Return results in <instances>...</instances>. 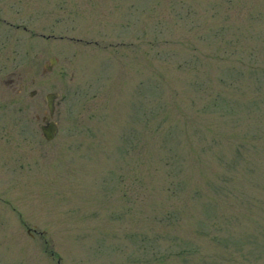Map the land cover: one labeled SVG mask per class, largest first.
Wrapping results in <instances>:
<instances>
[{"label":"rangeland","instance_id":"1","mask_svg":"<svg viewBox=\"0 0 264 264\" xmlns=\"http://www.w3.org/2000/svg\"><path fill=\"white\" fill-rule=\"evenodd\" d=\"M0 264H264V0H0Z\"/></svg>","mask_w":264,"mask_h":264},{"label":"water","instance_id":"2","mask_svg":"<svg viewBox=\"0 0 264 264\" xmlns=\"http://www.w3.org/2000/svg\"><path fill=\"white\" fill-rule=\"evenodd\" d=\"M56 62H57V59L56 58H52L50 60V65H47L46 68L48 70H51L52 69V66L55 65ZM56 98H57V94H54V93L49 94L46 97L47 102H48V108L50 110V114L51 115H53V113H54V102H55V99ZM41 129H42V132H43L44 137L48 141L52 140L55 137V135L57 134V132H58L57 125L54 122H49V121H47L45 123V125H43L41 127Z\"/></svg>","mask_w":264,"mask_h":264},{"label":"flooded vegetation","instance_id":"3","mask_svg":"<svg viewBox=\"0 0 264 264\" xmlns=\"http://www.w3.org/2000/svg\"><path fill=\"white\" fill-rule=\"evenodd\" d=\"M44 119H46V120H47V118H44Z\"/></svg>","mask_w":264,"mask_h":264}]
</instances>
